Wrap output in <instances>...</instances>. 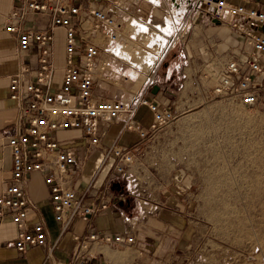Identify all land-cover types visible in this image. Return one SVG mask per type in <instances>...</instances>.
<instances>
[{"label": "built area", "instance_id": "1", "mask_svg": "<svg viewBox=\"0 0 264 264\" xmlns=\"http://www.w3.org/2000/svg\"><path fill=\"white\" fill-rule=\"evenodd\" d=\"M146 2L159 4V0H14L5 29L17 36L22 52L32 54L34 49L35 58V65L23 64L10 78L9 97L18 103V113L7 135L12 175L0 192V226L10 215L17 228L13 244L19 251L47 245L44 222L28 223L29 214L39 207L23 186L33 172H39L48 187L60 235L76 219L87 228L86 232L74 234L76 244L71 256L55 264H107L93 260L95 255L89 252L92 243L115 247L135 243L134 234L94 229V216L111 205V198L105 188L93 197L87 196L95 178L86 193L79 195L74 190L72 183L86 156L62 142L58 132L80 130L90 148L101 144L102 126L106 123L122 120L128 130L137 131L143 139L153 137L176 118L173 110L161 109L148 95L156 82L155 71L146 76L128 100L100 96L96 91L99 85L110 89L131 76L117 77L112 62L124 59L126 52L140 44L132 28L148 24L151 19L145 20L134 9ZM174 2L175 12L186 16L188 24L206 16L211 24L227 25L240 36L236 40L240 43L228 59L213 56L196 73V86L204 101L229 97L245 107L264 109V0ZM58 38L63 44L62 66L56 63ZM183 57L188 59L186 53ZM142 106H148L153 114L147 127L134 120ZM135 159V151L114 143L105 149L102 166L111 162L113 172L124 176L127 165ZM48 256L52 257V253Z\"/></svg>", "mask_w": 264, "mask_h": 264}, {"label": "rangeland", "instance_id": "2", "mask_svg": "<svg viewBox=\"0 0 264 264\" xmlns=\"http://www.w3.org/2000/svg\"><path fill=\"white\" fill-rule=\"evenodd\" d=\"M148 6L153 11L151 18L147 16L151 19L150 28L145 32H136L140 25L132 28L141 44L137 45L145 48L144 56L150 50L147 42L155 37L169 38L167 43H173L164 46L162 56L151 70L145 66V60L131 59L133 53L126 52L125 58L116 64L115 75L131 76L122 80L121 85L111 87L110 97L131 98L146 76L156 72L158 63L170 50L160 63L158 77L163 78L166 61L184 39L192 42L202 38L206 42V36L212 37L213 42L237 40L238 35L231 34L227 25L211 24L206 16L188 24L186 16L175 12L174 0H159V4ZM172 16L178 23L171 29L168 17ZM57 42L56 63L62 66L63 44L60 38ZM156 42H160L159 38ZM194 88L196 96L189 107H185L180 117L175 113L176 118L154 134L160 143L155 142L145 158L143 168L147 174H141L138 188L142 195H148L151 205H156L151 209L153 219L162 211L160 216L168 218V222L175 220L186 236L174 251L177 258L173 261L174 254L170 256V264H264V109L245 107L229 97L204 101L195 78ZM129 135L125 133L123 141ZM131 182H125L126 194L109 181L104 188L111 204L123 205L129 218L135 220L141 208L137 185ZM162 183L180 186L166 190L161 188ZM155 184L157 189L152 190L149 185ZM147 188L152 191L147 192Z\"/></svg>", "mask_w": 264, "mask_h": 264}, {"label": "crops", "instance_id": "3", "mask_svg": "<svg viewBox=\"0 0 264 264\" xmlns=\"http://www.w3.org/2000/svg\"><path fill=\"white\" fill-rule=\"evenodd\" d=\"M13 3L14 0H0V192L5 188L12 175V151L8 145L7 135L11 133L12 124L18 113V103L9 97L10 78L23 64L30 62L35 65L34 49H32V54L22 52L19 49L17 36L5 29L6 18L12 10ZM147 4L150 5L146 2V4L135 8L134 12L143 18H147V16L151 18L153 11H150V6ZM139 30L140 32L144 31L140 28L136 32H139ZM231 34L235 33L231 32ZM205 38L210 42H202V38H197L192 42H181V45L173 53L171 52L169 60L166 61L163 78L158 77L160 63L168 56L170 50L166 51L158 63L154 73L156 82L153 90L148 91V95L159 104L161 109H171L180 117L186 109L185 107H189L190 101L194 99L193 96H196L194 78L197 71L208 64L213 56H218L221 60L228 59L233 51L232 49L240 43L231 40V38L224 39L222 42H213L212 37L207 39L205 36ZM184 53L187 54L188 59L183 57ZM118 61L113 60L112 62L115 73ZM96 91L100 96L108 97L110 95L109 89L100 85L97 86ZM184 101L187 103L185 104ZM152 118L153 114L148 106H142L135 115L134 120L139 126L147 127ZM102 130L101 144L90 148L87 147L80 130L69 129L58 132V137L62 142L79 150L80 155L83 152L86 156L81 170L75 176L72 187L81 195L86 193L91 181L95 178L93 188L87 193L88 197H93L99 190L106 187L107 181L111 183L115 178L123 177L130 184L131 181L136 183L141 211L133 220V218H129L127 210L122 208L123 205L119 207L117 204H111L107 209L94 216V229L134 234L136 241L129 247H115L98 242L92 243L89 252L95 255L93 260L96 262L105 261L107 264H170V256L174 254L173 261L177 258L174 251L181 246V242L186 236L179 231V227L177 228L179 224L175 220L172 219L168 222V218L160 216L163 215L162 211L157 213L153 219L151 215L153 210L151 209L156 205H151L148 195H142L138 188L141 174H147L143 168L145 158L150 155V151L154 148L153 144L155 142L160 143L158 135L153 138L141 139L138 132L128 130L123 125L122 120L106 123L102 126ZM125 133H130V135L128 140L123 141ZM114 143L136 152V159L133 163L127 165L124 176H118L113 172L111 162L102 166L105 149ZM23 186L39 203V207L29 214L28 223L33 225L38 221L44 222L48 230L47 245L31 246L26 252L19 251L13 244L17 228L11 216L6 215L0 226V264H55L57 260L70 257L76 244L74 234L86 232V224L76 219L70 228L60 235L61 226L55 220L48 187L44 183L43 176L39 172H33L28 178V182ZM160 186L161 188H168L166 190H175V187L180 185H164L162 183ZM149 187L156 190L157 184L149 185ZM151 189L147 188V192H151ZM154 197L156 198V195ZM171 213L174 214L175 212L172 211ZM148 215L150 216L149 219H147ZM148 223H150L151 229L148 228ZM52 243H54V248L50 249ZM49 252L52 253V257L48 256Z\"/></svg>", "mask_w": 264, "mask_h": 264}, {"label": "bare ground", "instance_id": "4", "mask_svg": "<svg viewBox=\"0 0 264 264\" xmlns=\"http://www.w3.org/2000/svg\"><path fill=\"white\" fill-rule=\"evenodd\" d=\"M168 21H169V25H171V29H172V27L175 25V24H177L178 23V19L176 18V17H168ZM140 25V27H141V29L142 30H144V31H147V29H149L150 28V26L148 25V24H139ZM168 25V26H169ZM167 26V27H168ZM144 31H142V32H144ZM159 38V40H160V42H156V40ZM152 40V39H151ZM150 40V41H151ZM147 42V47L150 49L147 53H146V55L144 56V50H145V48H141V47H139V46H136V47H133V50H132V52H133V54H130V56H129V54H128V56L129 57H131V59L132 58H134L136 61L137 60H145V63H146V65L145 66H147V69L148 70H151L153 67H154V65L156 64V62H157V60H158V58L159 57H161L162 56V50H164L163 48H164V46L165 45H168V41H169V38H163V37H161V36H159V37H155L151 42ZM168 47V46H167ZM130 51V50H129ZM144 56V57H143ZM144 58V59H143ZM138 62H140V61H138ZM143 63V62H142ZM137 64V63H136ZM139 64V63H138ZM137 64V65H138ZM144 64V63H143ZM143 67V66H142ZM144 68V67H143ZM146 69V68H145ZM243 116V115H242ZM237 119V118H236Z\"/></svg>", "mask_w": 264, "mask_h": 264}, {"label": "flooded vegetation", "instance_id": "5", "mask_svg": "<svg viewBox=\"0 0 264 264\" xmlns=\"http://www.w3.org/2000/svg\"><path fill=\"white\" fill-rule=\"evenodd\" d=\"M126 181L122 177H117L112 181V184L119 192H123L126 194L127 191V184ZM115 183H118L117 185H114ZM127 202H130V198L127 199Z\"/></svg>", "mask_w": 264, "mask_h": 264}, {"label": "water", "instance_id": "6", "mask_svg": "<svg viewBox=\"0 0 264 264\" xmlns=\"http://www.w3.org/2000/svg\"><path fill=\"white\" fill-rule=\"evenodd\" d=\"M215 22H217L218 23V21L217 20H215ZM118 183H115L114 185H117Z\"/></svg>", "mask_w": 264, "mask_h": 264}]
</instances>
